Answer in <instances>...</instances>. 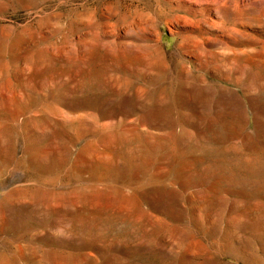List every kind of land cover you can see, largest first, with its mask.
Masks as SVG:
<instances>
[{"label":"rangeland","instance_id":"rangeland-1","mask_svg":"<svg viewBox=\"0 0 264 264\" xmlns=\"http://www.w3.org/2000/svg\"><path fill=\"white\" fill-rule=\"evenodd\" d=\"M0 264H264V0H0Z\"/></svg>","mask_w":264,"mask_h":264}]
</instances>
